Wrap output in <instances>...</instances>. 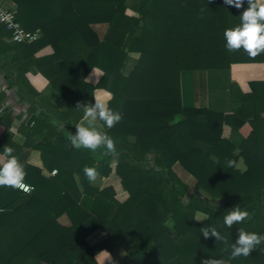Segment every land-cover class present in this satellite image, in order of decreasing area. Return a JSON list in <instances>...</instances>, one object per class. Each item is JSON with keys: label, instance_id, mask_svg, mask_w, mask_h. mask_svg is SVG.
Segmentation results:
<instances>
[{"label": "trees", "instance_id": "obj_1", "mask_svg": "<svg viewBox=\"0 0 264 264\" xmlns=\"http://www.w3.org/2000/svg\"><path fill=\"white\" fill-rule=\"evenodd\" d=\"M15 1L21 25L31 30L38 20L41 35L34 42H13L0 24V73L9 88H19L20 102L32 105L39 94L25 77L31 67L54 68L65 76V128L47 123L53 117L43 111L20 129L26 145L40 150L44 165L58 170L59 181L78 176L84 195L78 203L68 192L52 194L41 169L26 164L31 193L0 187V264H98L101 246H90L83 228L75 229L77 222L73 227L60 224L63 211L85 221V229L101 226L130 245L131 252L119 264H264V244L248 257L231 258L239 229L264 235V81L251 82L249 93L233 84L231 114L185 106L181 88L184 71L264 63V53L249 57L225 47L223 33L240 23L247 0L240 9L223 0H137L138 16L127 14V0ZM93 23L109 24L120 34V43L101 42ZM79 43L91 48L85 65L77 60ZM46 45L54 54L35 58ZM132 53L139 58L126 73ZM93 66L104 71L97 85L85 81ZM98 87L113 94L109 106L122 114L111 129L102 127L115 142L117 151L111 154L103 148L76 149L68 140L83 117L72 109L93 102ZM5 97L1 92L0 106ZM6 108L0 122L10 124L13 109ZM231 130L244 135L239 152ZM39 133L43 140L32 145ZM4 147H12L15 155L20 150L11 134L0 140V154ZM240 158L245 171L237 168ZM86 166L105 177L115 171L120 182L97 190L84 175ZM20 195L29 200L15 208ZM58 203L64 206L57 211ZM237 206L248 212V219L224 226L223 216ZM211 227L223 239L204 238L202 229Z\"/></svg>", "mask_w": 264, "mask_h": 264}, {"label": "crops", "instance_id": "obj_2", "mask_svg": "<svg viewBox=\"0 0 264 264\" xmlns=\"http://www.w3.org/2000/svg\"><path fill=\"white\" fill-rule=\"evenodd\" d=\"M1 3L7 8H15L18 10L17 2L15 0H1ZM138 5L139 3L137 0H127V14L129 16H138ZM33 22L34 25L32 26L33 29H31V31H38L41 33L39 21L34 20ZM91 27L101 42H106L115 46L120 43V34L110 28L109 24L93 23ZM77 51L78 62L84 65L87 64L91 48L85 43H79ZM53 54L54 49L52 46L46 45L36 51L35 58L44 59ZM130 56V60L125 70L126 73H129L136 60L139 58L138 53H132ZM47 69L48 68H46L45 71L48 75L44 70H40L38 67L34 66L27 71L25 77L29 83L28 86L36 91L39 96L35 98L33 105L30 102L21 103L28 107L29 116H35L43 111L51 114L53 118L50 121L47 120V123H51L58 130H62L65 128V122L61 119V116L65 109L69 107L68 104H66L65 98L61 94V88L64 87L62 84L66 79L63 74L58 75L59 73H57V69ZM103 75L104 71L102 69L93 66L88 71L85 81L91 85H97ZM1 76L2 74L0 73V77ZM52 78L55 81H52ZM253 81H264V63H234L229 69L224 70L184 71L181 74L183 103L187 107H206L215 112L231 114L234 111L232 98L233 84H238L243 92L249 93L252 91L251 82ZM57 82H60V85H57ZM204 83L207 85L206 87ZM94 97L103 100L109 105L113 98V94L106 88L98 87L93 92V102ZM91 102L92 101L88 103ZM4 104L5 99L0 106L1 113H4V111L7 110ZM72 110L76 111L75 113H78L79 115L83 114L82 108L75 107ZM21 115L22 113L19 114L17 111H13V118L10 124L6 120L0 122V140H4L9 134H11L12 142L20 148L16 156L24 166L30 164L35 168L41 169V175L49 182L46 183V189L56 196H61L68 192L75 201L80 203L84 195V189L78 176L75 174L74 178L69 180L68 183L61 182L57 179L58 170L49 169L44 165L40 150L26 145L27 136L20 129L22 124L20 123ZM81 121L82 118L78 123ZM229 136L236 146L237 152H239L244 141L243 133L241 131L231 130ZM42 140V134L39 133L36 136H33L30 142L33 145L40 143ZM116 160L117 156L113 158V163H115ZM237 168L241 171L247 169L243 158L239 159ZM54 170H57L56 174L53 173ZM119 182L120 178L115 171H113L108 177L97 174L96 180L91 182V186L97 190H102ZM28 200L29 196L20 195L14 202L13 206L15 208L19 207L26 204ZM63 206L62 203H58V206L55 209L58 211L62 209ZM2 210L3 209L0 206V212ZM58 222L66 227H73L75 222H77L78 227L74 228H83L82 236L84 240L90 246H101V249L95 256L98 264H119L132 250L130 245L110 236L101 226H94L91 229H85L83 225L86 222H82L81 218H77V216H74L73 219L67 211H63L58 216Z\"/></svg>", "mask_w": 264, "mask_h": 264}, {"label": "clouds", "instance_id": "obj_3", "mask_svg": "<svg viewBox=\"0 0 264 264\" xmlns=\"http://www.w3.org/2000/svg\"><path fill=\"white\" fill-rule=\"evenodd\" d=\"M227 6L240 9L244 6L245 0H223ZM248 7L239 15L240 23L234 27L225 29L223 36L225 47L229 52L242 50L249 57H256L264 53V0H247ZM83 117L77 123L75 133H69L68 140L76 149H87L95 152L103 148L106 153L111 154L117 151L115 142L102 127L111 129L122 119L119 111L112 109L103 100L94 97V102L80 104ZM232 162L229 161V167ZM84 175L89 182L96 180V172L90 167L83 169ZM25 166L14 154L12 147H4L0 154V187L28 191L25 184ZM248 212L238 206L227 211L223 216V224L228 228L241 224L248 219ZM204 238L213 236L216 240L223 237L216 227L203 228ZM264 244V235L256 232H248L239 229L235 242L231 245V258L240 256L248 257L250 253Z\"/></svg>", "mask_w": 264, "mask_h": 264}, {"label": "built area", "instance_id": "obj_4", "mask_svg": "<svg viewBox=\"0 0 264 264\" xmlns=\"http://www.w3.org/2000/svg\"><path fill=\"white\" fill-rule=\"evenodd\" d=\"M0 24L4 25L11 32V40L13 42L25 43V42H34L38 40L41 33L38 31H31L24 28L18 20L17 10L15 8L5 7L0 0ZM5 92V106L10 107L13 111H17L19 114L22 113L20 123L26 122L29 120L30 116L28 114V107L20 102L18 95V87L9 88L6 84V80L2 75L0 77V93ZM34 124V122H31ZM54 174L57 173V170L53 171ZM26 187L28 191L20 190L24 193H31L34 187L25 180ZM46 264V263H43Z\"/></svg>", "mask_w": 264, "mask_h": 264}, {"label": "rangeland", "instance_id": "obj_5", "mask_svg": "<svg viewBox=\"0 0 264 264\" xmlns=\"http://www.w3.org/2000/svg\"><path fill=\"white\" fill-rule=\"evenodd\" d=\"M205 87L207 86L205 83H204ZM213 203L217 204V205H220V201L219 200H212Z\"/></svg>", "mask_w": 264, "mask_h": 264}]
</instances>
